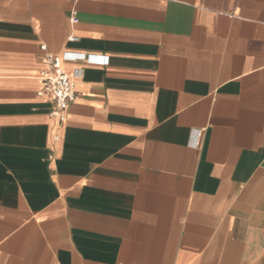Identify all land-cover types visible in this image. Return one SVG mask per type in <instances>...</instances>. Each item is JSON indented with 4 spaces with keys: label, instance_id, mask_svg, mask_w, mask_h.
Segmentation results:
<instances>
[{
    "label": "crops",
    "instance_id": "obj_1",
    "mask_svg": "<svg viewBox=\"0 0 264 264\" xmlns=\"http://www.w3.org/2000/svg\"><path fill=\"white\" fill-rule=\"evenodd\" d=\"M0 264H264V0H0Z\"/></svg>",
    "mask_w": 264,
    "mask_h": 264
},
{
    "label": "built area",
    "instance_id": "obj_2",
    "mask_svg": "<svg viewBox=\"0 0 264 264\" xmlns=\"http://www.w3.org/2000/svg\"><path fill=\"white\" fill-rule=\"evenodd\" d=\"M70 24L78 22L77 14L71 11L69 15ZM69 41H76L78 38L69 34ZM44 51L43 61L45 69L40 74L41 86L37 91L38 96L46 98L52 103L51 117L55 120H60L67 109L68 105L73 102L77 96L75 87V78L80 76L81 69L76 68L72 73L66 72L62 63L64 61L83 60L91 63H104V58L96 55H87L81 52L63 51L53 53L47 50L46 45L40 46ZM59 136H54L58 140Z\"/></svg>",
    "mask_w": 264,
    "mask_h": 264
}]
</instances>
